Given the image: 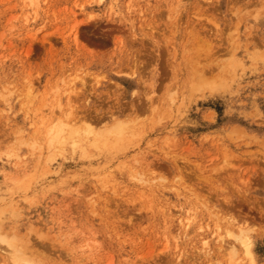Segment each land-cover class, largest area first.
Here are the masks:
<instances>
[{
  "label": "rangeland",
  "instance_id": "obj_1",
  "mask_svg": "<svg viewBox=\"0 0 264 264\" xmlns=\"http://www.w3.org/2000/svg\"><path fill=\"white\" fill-rule=\"evenodd\" d=\"M3 236L0 264H264V0H0Z\"/></svg>",
  "mask_w": 264,
  "mask_h": 264
},
{
  "label": "bare ground",
  "instance_id": "obj_2",
  "mask_svg": "<svg viewBox=\"0 0 264 264\" xmlns=\"http://www.w3.org/2000/svg\"><path fill=\"white\" fill-rule=\"evenodd\" d=\"M198 68V67H197ZM197 71V70H196ZM202 71V70H201ZM203 71H205L206 72V69H204ZM205 72H203V73H205ZM203 73H201L202 75H203ZM207 73V72H206ZM193 75V74H192ZM197 76V75H196ZM199 76H200V74H199ZM204 76V75H203ZM207 76V75H206ZM206 76H204V78L206 77ZM194 77H195V75H194ZM200 77H202V76H200ZM203 78V77H202ZM201 78V79H202ZM214 78V77H213ZM213 78H210V77H207L206 79H205V81L206 80H213ZM200 79V78H199ZM195 80V79H194ZM203 80L204 79H202L201 80V83L203 82ZM208 82V81H207ZM216 82V81H215ZM200 83V82H199ZM209 83V82H208ZM220 85V84H219ZM218 86V85H217ZM216 89V88H215ZM116 121V120H115ZM115 121H113L114 123H112V125H113V128H115L116 129V131H117V133L119 132V133H121V131H122V129H124V127L122 126V129H121V126H120V124H121V122L122 121H116V123H115ZM119 124V125H118ZM67 125V124H66ZM65 124H62L61 122L59 123V124H55V125H51V126H49V127H47V129L46 130H48V137L50 138H48L49 140H47V141H49L50 143H63V142H65L66 141V139L68 140V139H70V138H72L73 137V134H75V130H72V129H67L68 128V126L69 125H67L66 126ZM121 125H123V124H121ZM70 127H72L71 125H70ZM112 127V126H111ZM125 127H126V125H125ZM49 128V129H48ZM74 128V127H73ZM72 130V131H71ZM110 130H112L111 128H110ZM113 133H116V132H113ZM112 133V134H113ZM71 135H72V137H71ZM119 135V134H118ZM75 137V136H74ZM186 226V225H185ZM241 231H240V233H239V231H238V235L237 234H234L233 232H231L230 230L229 231H227V236L228 237H231V238H234V239H232L233 241H236V242H239L240 244L242 243V245L244 246V247H246V254H247V256L249 257V259H250V262L252 263L253 261H251V258H252V256H251V254L248 252V247L249 246H247V235H246V231H245V229H243V228H241L240 229ZM249 231V230H248ZM247 231V232H248ZM4 238L6 237V236H3ZM4 238H0V243H2V242H6V238L4 239ZM223 238V237H222ZM222 238H221V240H222ZM249 238V237H248ZM9 240H11V239H9ZM230 243L232 244V241H230ZM239 244V245H240ZM12 245H13V243H12ZM15 245V244H14ZM230 245V244H229ZM234 245V244H233ZM10 246V245H9ZM231 246V245H230ZM229 247V246H228ZM226 248V251H228V250H230L231 248H233V246H231L230 247V249L229 248ZM240 247H242V246H240ZM9 250H11L12 248L11 247H7ZM6 248V249H7ZM11 248V249H10ZM220 248H222V247H220ZM235 248H236V246H235ZM243 248V247H242ZM7 249V250H8ZM228 249V250H227ZM7 251V252H9L10 254H11V252L10 251ZM14 251H16V249L14 248L13 249ZM244 250V249H243ZM234 251V250H233ZM8 253V254H9ZM16 254H15V256L18 258V257H20L19 259H21L22 258V256H24V255H22L21 253H20V250L18 251V252H15ZM18 253V254H17ZM8 255V257L10 256H12L11 258H13V260L12 261H14L15 263H16V261H15V256L13 257V255H14V253H12L11 255ZM22 255V256H18V255ZM230 254L232 255V254H234V257H235V253L233 252L232 253V250L230 251ZM231 257H233V256H231ZM25 260V261H24ZM23 261L24 262H28L26 259H24ZM254 260V259H253ZM19 261V260H18ZM18 261H17V263H18ZM16 263V264H17ZM230 264H233V262H230ZM235 264V263H234Z\"/></svg>",
  "mask_w": 264,
  "mask_h": 264
}]
</instances>
